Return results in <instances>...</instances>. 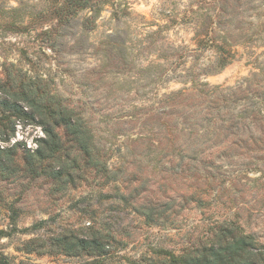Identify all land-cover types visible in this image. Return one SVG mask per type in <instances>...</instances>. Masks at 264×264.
Masks as SVG:
<instances>
[{"label": "rangeland", "instance_id": "1", "mask_svg": "<svg viewBox=\"0 0 264 264\" xmlns=\"http://www.w3.org/2000/svg\"><path fill=\"white\" fill-rule=\"evenodd\" d=\"M58 1L0 0V88L56 95L94 148L59 128L70 177L31 173L42 128L0 113V148L20 143L18 171H0V252L93 264L53 238L95 229L111 236L101 264H180L224 222L264 248V0H109L65 21Z\"/></svg>", "mask_w": 264, "mask_h": 264}, {"label": "trees", "instance_id": "2", "mask_svg": "<svg viewBox=\"0 0 264 264\" xmlns=\"http://www.w3.org/2000/svg\"><path fill=\"white\" fill-rule=\"evenodd\" d=\"M58 2L60 19L65 21L68 17H74L84 10L99 12L102 9L101 5L107 4L109 0H62ZM180 94L182 91L170 93L167 100H173ZM7 112L15 119L25 116L29 122L42 128L44 137L37 140V148L34 151L24 150L20 157L24 167L31 173L41 171L47 177L54 179L70 177L67 173L69 164L66 159L62 160L57 155L63 150L61 137L58 134L59 128L63 129L64 134L70 138L71 144L80 153L84 156H90L92 153L93 136L88 135L89 129L82 112H76L68 106H63L56 95L41 91L36 85L19 84L7 87L6 90L0 88V113ZM13 122L16 121L13 120ZM237 123L233 121L231 124L235 126ZM9 140L8 134L0 132V142L8 143ZM18 146L20 143L16 142L11 147L0 148V171L2 173L13 174L14 171H18ZM196 146L193 145L190 148L194 154H197ZM66 157L69 158V155ZM76 159V157L71 159L70 163L77 162ZM45 160H50L53 164L41 168L40 162ZM98 162H94V165L98 166ZM188 167L189 170H193L195 166ZM107 229L108 232H112L110 226H107ZM3 233L0 230V236ZM53 241L56 242L59 251L69 256L84 253L94 258L93 264H101L105 256L110 253L111 236L101 230L92 229L83 237L62 232L57 234ZM178 261L180 264H264V248L258 246L253 237L244 234L238 226L224 222L220 225V233L213 236L201 250L180 257ZM0 264H12L2 252H0Z\"/></svg>", "mask_w": 264, "mask_h": 264}]
</instances>
